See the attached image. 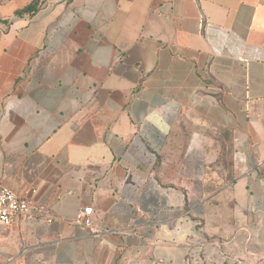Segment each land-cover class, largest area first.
Listing matches in <instances>:
<instances>
[{"label":"crops","instance_id":"crops-1","mask_svg":"<svg viewBox=\"0 0 264 264\" xmlns=\"http://www.w3.org/2000/svg\"><path fill=\"white\" fill-rule=\"evenodd\" d=\"M0 183V264H264V0H0Z\"/></svg>","mask_w":264,"mask_h":264},{"label":"built area","instance_id":"built-area-1","mask_svg":"<svg viewBox=\"0 0 264 264\" xmlns=\"http://www.w3.org/2000/svg\"><path fill=\"white\" fill-rule=\"evenodd\" d=\"M91 213L90 207L79 210L74 224L86 228L93 236H99L103 230L92 225ZM37 214L39 211L32 210L29 200L18 197L0 183V223L3 226H10L19 219L32 220Z\"/></svg>","mask_w":264,"mask_h":264},{"label":"trees","instance_id":"trees-1","mask_svg":"<svg viewBox=\"0 0 264 264\" xmlns=\"http://www.w3.org/2000/svg\"><path fill=\"white\" fill-rule=\"evenodd\" d=\"M35 9H36V4H32L27 8H25L22 12L32 14L35 11Z\"/></svg>","mask_w":264,"mask_h":264}]
</instances>
